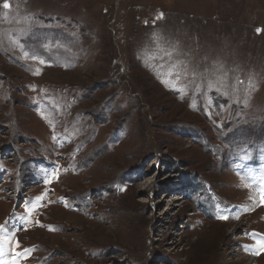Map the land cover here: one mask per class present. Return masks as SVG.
Instances as JSON below:
<instances>
[{"label":"rangeland","instance_id":"obj_1","mask_svg":"<svg viewBox=\"0 0 264 264\" xmlns=\"http://www.w3.org/2000/svg\"><path fill=\"white\" fill-rule=\"evenodd\" d=\"M4 2L0 264H264V0Z\"/></svg>","mask_w":264,"mask_h":264},{"label":"snow or ice","instance_id":"obj_2","mask_svg":"<svg viewBox=\"0 0 264 264\" xmlns=\"http://www.w3.org/2000/svg\"><path fill=\"white\" fill-rule=\"evenodd\" d=\"M2 7L4 9H9L10 8V5L9 3L7 2V0H5V2L2 4ZM165 81H162V83H164ZM261 203H264V196H262V199H261Z\"/></svg>","mask_w":264,"mask_h":264},{"label":"bare ground","instance_id":"obj_3","mask_svg":"<svg viewBox=\"0 0 264 264\" xmlns=\"http://www.w3.org/2000/svg\"><path fill=\"white\" fill-rule=\"evenodd\" d=\"M0 186H2V185L0 184Z\"/></svg>","mask_w":264,"mask_h":264}]
</instances>
